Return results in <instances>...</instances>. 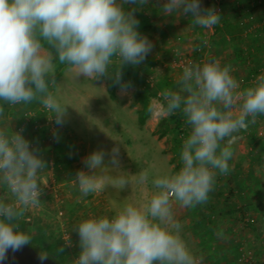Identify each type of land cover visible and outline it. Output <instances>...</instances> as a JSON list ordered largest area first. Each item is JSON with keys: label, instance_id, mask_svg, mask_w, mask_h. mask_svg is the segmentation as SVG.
<instances>
[{"label": "clouds", "instance_id": "9594fccd", "mask_svg": "<svg viewBox=\"0 0 264 264\" xmlns=\"http://www.w3.org/2000/svg\"><path fill=\"white\" fill-rule=\"evenodd\" d=\"M147 3L0 0V101L19 105L38 100L53 113L55 124L63 126L66 105L49 89L50 83L55 84L54 59L67 65L76 79L109 77L121 94H126L131 84L123 81L121 66L141 64L153 44L138 31L135 8L126 10L124 5ZM163 9L169 15L190 14L202 29H212L221 20L216 10H202L200 0H165ZM114 62L119 68L110 74ZM160 97L162 114L179 111L190 128L182 144L181 167L151 180L149 171L142 170L136 182H150L152 188L145 203L125 204L111 217L81 220L73 230L80 245L74 264H202L203 257L197 256L180 234L182 224L175 209L206 204L217 170L229 172L232 144L238 138L235 134L264 115V74L241 90L231 65L211 57L187 64L177 88L162 90ZM53 135L58 139L55 132ZM106 155L111 167L105 163ZM119 157V144L109 153L95 150L86 156L83 163L88 171L79 170L75 178L80 193L87 196L109 186L121 190L130 185L123 175H109L120 169ZM46 166L38 147L30 144L22 131L0 127V186L6 188L0 196V261L9 250L15 252L31 242L18 220L24 210L39 205L47 186L41 182ZM218 236L223 238V233ZM47 255L41 253L40 259L46 260Z\"/></svg>", "mask_w": 264, "mask_h": 264}, {"label": "rangeland", "instance_id": "374dc122", "mask_svg": "<svg viewBox=\"0 0 264 264\" xmlns=\"http://www.w3.org/2000/svg\"><path fill=\"white\" fill-rule=\"evenodd\" d=\"M164 3L148 0L144 5H124L126 10L135 8L138 31L153 44L146 59L135 65L144 80L130 82L126 94H121L109 77L76 79L64 65L55 74V84H49L50 91L66 105L63 126L55 124L53 113L38 100L19 105L0 101V127L22 131L47 163L41 173V182L47 186L35 207L46 215L59 216L60 206L67 217L78 212L80 207L74 203L80 194L76 174L81 169L88 171L83 160L95 150L109 153L119 144L120 169L109 175H123L131 181L124 189L109 186L96 193V207L103 206L101 212L108 216H114L125 203L137 205L133 195L139 196L142 204L146 202L151 184L141 185L135 180L142 170L149 171L150 180L157 174L179 170L182 144L190 128L184 119L182 133L177 135L170 115L162 114L159 101L162 90L177 88L187 64L215 57L222 65H231L241 90L254 84L255 75L264 66V0H200L202 10L212 8L230 22L231 32L219 34L214 33L215 26L202 29L196 25L190 14L169 15ZM122 78L129 82L127 76ZM235 135L238 138L232 144L229 172L220 174L217 170L208 202L175 209L181 215L177 216L182 224L180 234L192 251L203 257L204 264H264V115H258L247 129ZM109 161L106 155L105 163ZM5 192L6 188L0 186V196ZM30 209L20 216L23 225L32 223V218L27 219L32 216ZM69 225L66 228L72 231ZM218 233H223V238ZM29 244L58 261L50 248Z\"/></svg>", "mask_w": 264, "mask_h": 264}, {"label": "crops", "instance_id": "0c3cea01", "mask_svg": "<svg viewBox=\"0 0 264 264\" xmlns=\"http://www.w3.org/2000/svg\"><path fill=\"white\" fill-rule=\"evenodd\" d=\"M78 193H80L79 187H78ZM133 196L137 201V205H141L143 200L139 198V196H135V195ZM95 198H96V193L89 194L87 196H82V194L80 193L77 197V200L74 202L75 206L80 208L78 209V212L72 217L70 216L67 217L66 215H64V207L62 206L59 207V211H58L59 216L46 215L44 210L42 211L38 208L31 207L30 210L32 211L31 212L32 216L31 217L28 216L27 219L31 220L32 218V223L30 225H23L21 222L22 220L19 218L18 220L19 227L22 231L30 235L32 243H36L37 245L42 246L43 248L46 247L50 248L51 249L50 251L54 255L58 256L62 264H74V261L80 252L79 236L77 232L73 231L74 228L78 225V223L81 220L86 219L88 217H94V216L98 217L104 215L108 216L106 213L101 212L102 211L101 208L103 206H99L100 209L96 207L95 204L97 200ZM105 200L107 201V198H105ZM106 205L107 204H105L104 206ZM40 206L41 208H43L42 203ZM178 215L181 216L180 214ZM178 215L176 214V210H175L176 219ZM111 216L113 215L110 214L109 217ZM197 220L199 221V223H201L200 218H198ZM66 224H70L69 226L72 227V231H68L70 230V228L67 230L68 227L66 228ZM181 236L186 241V237L182 234ZM193 238L194 236L192 234V239ZM70 242H71V246H68L67 244ZM200 244H201L200 249L204 248L202 242H200ZM61 246H64L62 252L60 251ZM201 254H204V251H202Z\"/></svg>", "mask_w": 264, "mask_h": 264}, {"label": "trees", "instance_id": "16d2710c", "mask_svg": "<svg viewBox=\"0 0 264 264\" xmlns=\"http://www.w3.org/2000/svg\"><path fill=\"white\" fill-rule=\"evenodd\" d=\"M231 27H230V22L227 19H224L223 17H221L220 22L215 25V34H219L220 32L223 33H230ZM43 43V42H42ZM46 46H48L45 43ZM64 66V64H61L58 62V60L56 59L55 62V68H54V75L58 74L61 70V68ZM119 68V64L117 62H114L112 65L109 66V70L112 71V73H114L117 69ZM121 72L122 75L127 76V80L129 82H141L144 80L143 75H140L139 72L136 70L135 65H131V64H123L121 66ZM110 93L113 95V87L110 86L109 87ZM154 95H157V91H154ZM169 119L172 120L173 124H174V130L176 131L177 135L182 133V123L184 120V116L181 112H176L172 115L169 116ZM232 213V212H231ZM239 216H236V218ZM59 264H62V262L58 259Z\"/></svg>", "mask_w": 264, "mask_h": 264}, {"label": "water", "instance_id": "95a60500", "mask_svg": "<svg viewBox=\"0 0 264 264\" xmlns=\"http://www.w3.org/2000/svg\"><path fill=\"white\" fill-rule=\"evenodd\" d=\"M40 255L32 245L27 244L15 252L9 250L6 258L0 261V264H59L49 256L42 261Z\"/></svg>", "mask_w": 264, "mask_h": 264}, {"label": "built area", "instance_id": "2783aa9c", "mask_svg": "<svg viewBox=\"0 0 264 264\" xmlns=\"http://www.w3.org/2000/svg\"><path fill=\"white\" fill-rule=\"evenodd\" d=\"M219 9V8H218ZM264 74V66L261 67L259 70H258V73L255 75V79L254 81H256V78L260 75Z\"/></svg>", "mask_w": 264, "mask_h": 264}]
</instances>
